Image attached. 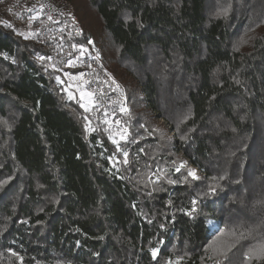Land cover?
Listing matches in <instances>:
<instances>
[{
	"label": "trees",
	"instance_id": "1",
	"mask_svg": "<svg viewBox=\"0 0 264 264\" xmlns=\"http://www.w3.org/2000/svg\"><path fill=\"white\" fill-rule=\"evenodd\" d=\"M235 1L90 0L136 82L113 135L0 6V264H221L211 219L264 264V0Z\"/></svg>",
	"mask_w": 264,
	"mask_h": 264
},
{
	"label": "rangeland",
	"instance_id": "2",
	"mask_svg": "<svg viewBox=\"0 0 264 264\" xmlns=\"http://www.w3.org/2000/svg\"><path fill=\"white\" fill-rule=\"evenodd\" d=\"M69 2L73 6L74 15L79 20L80 25L82 26L83 35L91 39V40H85V41L89 45V49L92 52V54H96L98 55V57L100 56V53L96 52L97 50L96 48L98 47L101 51L107 52V55L110 57L115 55L116 46L114 45L113 40H111V38L107 36V34L105 33L103 29L104 28L103 20L100 16V13L97 7L92 5L90 0H69ZM235 2H237V4L240 5V3L243 2V0H236ZM211 4L213 3L211 2ZM4 8L5 10H10V7L8 5H5ZM9 14L7 13L8 18H9ZM15 28L17 32L21 34L22 36H24L25 38H37V31L35 27L32 25H17ZM252 29L253 28H250V30ZM100 57L102 58V56ZM60 70L65 71L64 68H61ZM121 72H125V71H121ZM64 76L67 79V87H68V90L70 91V94L78 96L79 99L81 100L82 105L85 108H91V105H92L91 95L92 94H91L90 89H88L87 83L84 81V77L82 76V73L80 71L69 70ZM111 78H112L111 79L112 82H116V79H117L116 76L111 75ZM124 85L127 88V91L128 90L129 91L127 92L124 90L125 96L123 98H121V96L118 99L116 98L114 109L103 110L98 115L96 113H93L94 118L96 120L103 121L100 123L104 124L106 122L108 124V126L105 128V131L106 133H109L110 135H113L114 130L116 128H118L119 130L118 134H124L128 132V130L125 127H123L122 125L123 121L119 119V116L123 115L121 116V119H122V117H126V116L129 117V115L132 113L131 105L129 102V97H130V94H133L135 97L137 96V93L134 92L135 91L134 87L136 86V82L132 81V87H128L126 84ZM122 106L124 107L123 112L121 113L118 111L115 112V110H118V109L121 110ZM137 112L142 113L144 111H140L139 109H137ZM149 114H150L149 116L152 115L151 112ZM152 120L155 121V128L164 129L167 132L170 131V125L160 115H157V118L152 119ZM181 165L182 166L185 165L188 167L189 174L193 178L195 179L202 178L203 174L200 171V169L194 166L193 164H190L188 160L184 159L181 162ZM231 211H234V209H232ZM215 221L211 219L208 222V226L213 229L212 232L214 231L216 232L218 229H220V231L215 233L216 235L214 233L212 234L213 238L210 241V243L206 246V249L209 252H212L216 255L223 256L225 259L222 260L221 264H224V263L225 264H247L251 262L253 258V253L249 256V260H247L242 251L243 245H244L241 242L242 237L239 235L237 236L236 231L239 229L240 225H237V227L235 228L234 224L227 222L228 226L226 225L225 227L221 228L223 224L216 223Z\"/></svg>",
	"mask_w": 264,
	"mask_h": 264
},
{
	"label": "built area",
	"instance_id": "3",
	"mask_svg": "<svg viewBox=\"0 0 264 264\" xmlns=\"http://www.w3.org/2000/svg\"><path fill=\"white\" fill-rule=\"evenodd\" d=\"M4 3H11V10H6V13H14V20H7L9 24L32 25L37 34L48 40V62L53 68L75 69L82 73L92 94L91 109L94 113L98 115L103 110L115 108L116 98H122L118 88L112 85L106 72L98 67L92 52L87 51V44H70L71 34L79 32L73 22L70 7L58 0H0V6L4 7ZM27 8H34V15H27ZM78 45H85V52H78ZM71 53H79L77 66H69ZM123 110L122 106L121 110L115 112L121 113Z\"/></svg>",
	"mask_w": 264,
	"mask_h": 264
},
{
	"label": "bare ground",
	"instance_id": "4",
	"mask_svg": "<svg viewBox=\"0 0 264 264\" xmlns=\"http://www.w3.org/2000/svg\"><path fill=\"white\" fill-rule=\"evenodd\" d=\"M48 1H57V0H48ZM58 1H60L61 4H65L66 7H70V13L72 14L73 22H74V24H76V26L78 27V30H79V32H75L74 34H71V36H70V44H87L86 42L82 41V29H81L82 27L80 25L79 20L76 18V16L73 13V6H72V4L69 2V0H58ZM5 5H8L10 7V10H11V4L10 3H4V6ZM27 15H34V8H27ZM8 20H14V13H10L9 14ZM17 25H24V24H17ZM17 25H15V26H17ZM37 38H38L39 42L46 48V50H48L49 49V42H48V40L45 39V38H43V36H40V34H37ZM87 51H90L88 44H87ZM78 52H85V45H78ZM93 58H94V61L98 62V67L100 69H102L104 72H106V76L108 78L112 79L113 78V77L111 78V75L112 74L108 70V68L106 67V64L104 63V61L102 60V58L100 56L98 57V55H96V54H93ZM78 60H79V53H71V55H69V66H77ZM114 87L115 88H118L116 86H114ZM120 94H122V98H123L125 96V91L124 90L120 91Z\"/></svg>",
	"mask_w": 264,
	"mask_h": 264
}]
</instances>
